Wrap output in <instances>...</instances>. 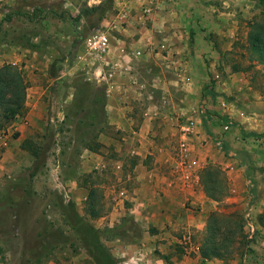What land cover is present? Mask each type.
I'll return each instance as SVG.
<instances>
[{
  "label": "crops",
  "instance_id": "1",
  "mask_svg": "<svg viewBox=\"0 0 264 264\" xmlns=\"http://www.w3.org/2000/svg\"><path fill=\"white\" fill-rule=\"evenodd\" d=\"M223 3L228 1L0 0V23L11 25L9 55H0V66H17L28 83L25 113L0 131V190L8 179L37 177H31L33 162L23 143L50 122L64 120L49 112L63 90L73 96V82L82 75L93 87L90 95H103L106 128L81 155L84 185L78 178L71 186L78 204H90L95 191L99 214L89 217L113 264H239L236 257L225 262L201 255L208 219L219 205L202 183L211 153L202 143L201 114L210 108L205 90L221 61L211 35L219 33L221 42L227 37V51L238 30L235 13ZM91 28L110 35L107 66L86 54ZM231 78L218 82L217 91L246 87L234 82L236 75ZM190 124L194 133L188 136L183 130ZM192 158L198 166L186 165ZM94 172L103 175L101 183L91 181ZM57 177V186H64ZM259 198L255 215L264 220V194ZM252 247L264 257V243Z\"/></svg>",
  "mask_w": 264,
  "mask_h": 264
},
{
  "label": "rangeland",
  "instance_id": "2",
  "mask_svg": "<svg viewBox=\"0 0 264 264\" xmlns=\"http://www.w3.org/2000/svg\"><path fill=\"white\" fill-rule=\"evenodd\" d=\"M227 1L223 6L235 13L238 30L233 48L227 51V37L222 35L221 42L219 33L211 35L219 43L221 61L215 68L218 76L211 77L205 90L204 100L210 108L204 107L201 114L206 120L201 126L206 135L202 143L211 153L206 168H217L229 187L215 212L242 219L244 237L237 238L233 258H238L239 264H264V257L255 255L252 247L264 243V220L255 215L259 196L264 194V66L251 60L249 51V31L254 22L264 20V0ZM10 39L11 25L0 23V55H9ZM233 74L238 80L234 82H244L246 87L232 93L223 88L217 91L222 82L217 83L233 80ZM86 82L79 75L73 82V96L63 90L57 95L62 99L54 100L49 116H63L64 120L50 122L42 132H34L24 141L23 149L31 156L33 166H38L37 177L29 180L26 173L17 181L8 179L0 190V264H98L92 254L98 256L100 246L104 247L99 233L98 241H93L95 225L89 217L88 200L76 203L71 186L78 178L84 185L81 155L85 148L98 143L106 128L103 95L98 90L90 95L93 87ZM202 133H196L197 137ZM34 151L38 156L33 155ZM194 160L199 165L198 159ZM57 174L64 186H57L61 183ZM91 176V181L102 182V174L94 172ZM232 196L245 199L228 202ZM251 217L253 233L248 225ZM99 259L106 264L102 257Z\"/></svg>",
  "mask_w": 264,
  "mask_h": 264
},
{
  "label": "trees",
  "instance_id": "3",
  "mask_svg": "<svg viewBox=\"0 0 264 264\" xmlns=\"http://www.w3.org/2000/svg\"><path fill=\"white\" fill-rule=\"evenodd\" d=\"M90 10H85L89 12ZM9 13H6V15ZM11 21L9 14L4 20ZM3 21V22H4ZM96 28H91L90 32ZM249 51L251 60L264 66V20L256 21L249 31ZM28 83L23 72L16 66L5 64L0 68V131L6 130L11 123L25 113ZM25 143H23V148ZM43 151V150H42ZM33 155L38 156L34 151ZM36 161V160H35ZM36 163L32 168L31 177L37 175ZM202 183L208 197L214 201H222L228 194V184L225 176L217 168L208 167L202 172ZM92 192V191H91ZM95 191L90 195L89 210L92 217H98L97 205L92 201ZM243 236L242 219L234 214L226 215L214 212L208 219L206 233L201 246V255L204 259L231 260L235 254L237 238ZM98 236L93 241H98ZM102 252L92 258L102 264L100 257L106 264H113V258L100 246Z\"/></svg>",
  "mask_w": 264,
  "mask_h": 264
},
{
  "label": "built area",
  "instance_id": "4",
  "mask_svg": "<svg viewBox=\"0 0 264 264\" xmlns=\"http://www.w3.org/2000/svg\"><path fill=\"white\" fill-rule=\"evenodd\" d=\"M84 42L86 46V54L93 59L94 63L107 66V55L109 53V48L111 45L109 33L101 29H94L85 38ZM87 80L90 81V78H87ZM183 133L190 136L192 133H194V126L190 124L183 130ZM2 141H4V139ZM2 146H4V144H2ZM182 150L184 154L188 152L186 144L182 145ZM185 158H188V153L185 155ZM186 165H189L191 167L198 166L196 160L191 161ZM253 223V218L251 217L250 221H248L251 233L254 232Z\"/></svg>",
  "mask_w": 264,
  "mask_h": 264
}]
</instances>
